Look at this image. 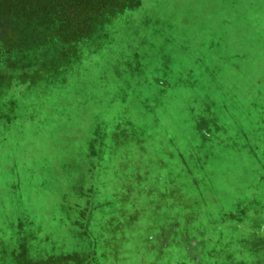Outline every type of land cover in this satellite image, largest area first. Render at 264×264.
<instances>
[{"label": "rangeland", "instance_id": "rangeland-1", "mask_svg": "<svg viewBox=\"0 0 264 264\" xmlns=\"http://www.w3.org/2000/svg\"><path fill=\"white\" fill-rule=\"evenodd\" d=\"M58 7L0 42V264H264V0H0V35Z\"/></svg>", "mask_w": 264, "mask_h": 264}, {"label": "trees", "instance_id": "trees-1", "mask_svg": "<svg viewBox=\"0 0 264 264\" xmlns=\"http://www.w3.org/2000/svg\"><path fill=\"white\" fill-rule=\"evenodd\" d=\"M44 19L45 22H47L48 26L46 27V33H44L41 29L38 31V24L34 23L32 25L30 20L28 21V24L31 25V33L28 35H18L19 45H15L13 43V40L5 41L4 37L0 35V42L3 46L8 45V54L19 53L27 51L28 49L32 48L33 46H36L38 44L39 37L43 36L44 38H48L49 40L53 39L54 37H63L64 35V8L58 7L56 9H53L46 13H41L40 11H37L33 13V19L35 21H39ZM5 26V25H4ZM3 27V25H2ZM5 29V27H4ZM25 41V42H24ZM9 58V55L7 56ZM10 60L12 58H9Z\"/></svg>", "mask_w": 264, "mask_h": 264}]
</instances>
